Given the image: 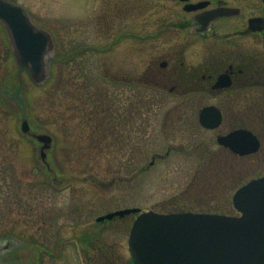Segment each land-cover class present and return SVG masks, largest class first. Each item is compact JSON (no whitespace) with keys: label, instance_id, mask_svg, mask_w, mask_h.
Returning <instances> with one entry per match:
<instances>
[{"label":"rangeland","instance_id":"obj_1","mask_svg":"<svg viewBox=\"0 0 264 264\" xmlns=\"http://www.w3.org/2000/svg\"><path fill=\"white\" fill-rule=\"evenodd\" d=\"M17 1L52 33L56 60L52 75L42 85L20 72L17 63L0 61V88L10 85L14 94L23 84L19 96L24 100L21 104L18 97L9 98L6 93L0 96V233L13 231L22 240L38 243L45 236L56 250L60 240L54 235L60 229L65 240L110 227V240L122 241L125 264H133L128 237L139 212L129 214L121 227H117L118 221L99 223L98 216L131 207L160 213L191 210L238 215L233 195L240 185L264 175V150L257 161L261 168L242 175L236 184L223 181L230 175L196 173L198 164L207 158L193 145L210 135L195 134L185 125H177L179 130L170 135L168 125H164L167 110L155 107L160 101L157 94L143 89L142 133L135 131V117L123 120L120 116L125 104L129 106L131 99L135 102L138 95L124 84L111 81L107 70L109 65H114L112 75L119 74V68L131 70L138 51L132 41L110 46L119 31L112 36L106 34L105 0ZM109 108L113 112L111 120ZM25 118L35 133L53 137L47 151L54 172L43 174L42 180L37 169L42 161L34 143L30 153L25 145L17 146ZM110 124L123 132L106 136ZM170 146L186 151L176 149L147 168L156 152L164 154ZM12 204H17L16 214L21 216L29 206L35 217L47 209L48 221L13 220L9 216ZM42 230H47L45 235ZM73 241L63 243L57 258L53 254L46 260L83 264L88 257L85 243L82 239Z\"/></svg>","mask_w":264,"mask_h":264},{"label":"flooded vegetation","instance_id":"obj_2","mask_svg":"<svg viewBox=\"0 0 264 264\" xmlns=\"http://www.w3.org/2000/svg\"><path fill=\"white\" fill-rule=\"evenodd\" d=\"M9 1L22 4L33 18L23 3L17 0ZM105 2L103 13L106 34L112 36L114 31H119L110 46L124 40L132 41L138 51L136 65L131 70L119 68V74L113 75L110 70L114 65H109L107 70V77L111 81L124 84L127 90H134L138 95L135 102L131 99L129 106L125 104L120 113L123 120L135 117V131L137 134L142 133V94L145 88L147 92L158 95L157 99L160 101L155 103V107L167 110L164 125H168L167 131L170 135H175L179 130L177 125L188 126L189 131L192 129L195 134L203 132L205 137L210 135L193 145L195 150L199 149L203 153L202 156L207 158L198 164L196 173L230 175L223 181L233 185L242 179V175L260 169L262 165L257 161L262 158L264 150V0ZM219 9L228 10V14L211 16L213 11ZM36 24L41 26L37 22ZM0 41L3 46L0 50V61L17 63L8 31L1 20ZM22 72L29 75L25 68ZM12 92L15 90L10 91V85L0 88L2 97L5 96L1 93H6L10 98L15 94ZM111 114L113 112L109 108L110 120ZM113 128L110 124L106 136L112 137L123 132L117 127ZM36 134L30 124V132L20 135L17 146L25 145L24 148L30 153V146L34 143L35 153L39 152L42 161L37 168L42 180L43 174L54 171L48 161L49 152L46 151V156H43V143L37 139ZM255 139L259 142L256 148L244 153L240 151L249 148ZM205 141L207 142L202 144ZM12 144L14 146L16 143ZM176 149L186 151L184 147L170 146L164 154L156 152L147 168L154 166L157 160L169 157ZM262 161L264 166V156ZM57 178L55 176V179ZM9 210V216L13 220L47 222L49 218L47 209L37 217L33 215L32 206L23 210V216L21 213L16 214L17 204H12ZM129 214L104 220H98L97 217L96 220L99 223L118 221L116 225L121 227V223ZM104 215L106 213L101 216ZM46 231H43L44 235ZM109 232L110 227H105L102 232L64 240V232L60 229L54 235L57 241L60 240L56 250L49 245L45 236L39 243L35 240H23L24 245L21 246L11 242L12 239L21 237L16 232L0 233V239L5 238L4 241L10 242L0 245V264H62L59 261H48L46 258L53 254L57 255V258L63 243L81 239L85 243L84 252L88 255L83 264H125L121 252L123 243L120 240H110ZM130 258L133 262L131 253Z\"/></svg>","mask_w":264,"mask_h":264},{"label":"water","instance_id":"obj_3","mask_svg":"<svg viewBox=\"0 0 264 264\" xmlns=\"http://www.w3.org/2000/svg\"><path fill=\"white\" fill-rule=\"evenodd\" d=\"M220 14H228V10H215L211 16ZM0 20L8 31L19 71L27 69L37 85L44 84L56 59L52 33L39 27L22 5L9 0H0ZM22 85L11 96L18 97L21 104L24 103L19 96ZM21 128L25 133L30 132L27 118L23 119ZM36 137L43 143L42 154L46 156V150L52 146V135L39 133ZM258 145L255 139L249 148L240 151L248 152ZM234 205L241 215L141 213L129 239L135 264H264V176L241 187L234 195ZM139 210L121 209L98 220ZM4 239H0V245L10 244ZM11 242L24 245L18 237Z\"/></svg>","mask_w":264,"mask_h":264}]
</instances>
